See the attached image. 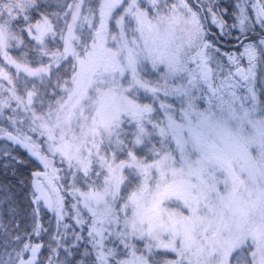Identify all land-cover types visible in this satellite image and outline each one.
Listing matches in <instances>:
<instances>
[{"label":"snow or ice","instance_id":"6c2138e0","mask_svg":"<svg viewBox=\"0 0 264 264\" xmlns=\"http://www.w3.org/2000/svg\"><path fill=\"white\" fill-rule=\"evenodd\" d=\"M46 7L0 0V114L43 138L0 127L43 167L0 264H264V0Z\"/></svg>","mask_w":264,"mask_h":264},{"label":"trees","instance_id":"16d2710c","mask_svg":"<svg viewBox=\"0 0 264 264\" xmlns=\"http://www.w3.org/2000/svg\"><path fill=\"white\" fill-rule=\"evenodd\" d=\"M40 2L42 3L43 1L40 0ZM232 34L236 36L239 33L238 31H232ZM5 148H8L13 156L24 160L23 164L17 165L3 161V158L0 157V219H3L6 223L10 217L9 206L14 207L20 217L28 218L32 208L30 203L31 171L40 168L41 164L21 146L0 138V152ZM3 163H9V167L4 168L2 166ZM20 181H23V183L21 184ZM5 199L9 202L8 204L5 203ZM43 218L47 227L51 219V213L47 212L46 209L44 210Z\"/></svg>","mask_w":264,"mask_h":264},{"label":"rangeland","instance_id":"374dc122","mask_svg":"<svg viewBox=\"0 0 264 264\" xmlns=\"http://www.w3.org/2000/svg\"><path fill=\"white\" fill-rule=\"evenodd\" d=\"M43 1L42 4L46 5V8H43L41 10L44 11H48V12H54V11H58V8L56 7L59 3H62L63 0H41ZM205 3H207V0H204ZM91 4L92 6H95L96 4V0H86V7ZM216 27V26H215ZM217 28V27H216ZM210 31L212 32V34L214 35V26L210 27ZM222 51H229L232 53H239L243 51V48H241L240 46L237 48H229L228 46L221 49ZM13 56H18L19 52L18 51H13L12 52ZM244 62L245 65L247 66V60L246 58H244ZM224 63H227V60L225 58ZM256 73H257V81H256V85H257V92H258V96L260 97V99H264V93L261 92V87L264 86V64H260L258 63L257 68H256ZM151 79H155V76L150 77ZM173 98H169V102H171ZM143 102L148 103L150 102V100L145 99ZM13 106H15L13 104ZM9 116H13L15 119L17 120H23L24 119V114L23 112H21L19 115H16L15 113H13L11 111V109H5L4 112L2 114H0V127H4V128H8L9 130H12L13 127H22L23 130L30 136L33 137L34 140H42L43 138L39 137L38 133H31L28 131V126L27 124H17V125H11L8 121V117ZM42 166V165H41ZM57 167H60L59 163L57 162ZM67 201L69 203L72 202V198L71 196H67L66 197ZM69 223H72V221H68Z\"/></svg>","mask_w":264,"mask_h":264},{"label":"flooded vegetation","instance_id":"af4514ba","mask_svg":"<svg viewBox=\"0 0 264 264\" xmlns=\"http://www.w3.org/2000/svg\"><path fill=\"white\" fill-rule=\"evenodd\" d=\"M192 2L193 3H197V0H192ZM215 2L217 3V4H219V6H220V9H223V8H228L229 10H231V8H232V4H233V0H215ZM217 11H219V9H217ZM225 19H228V22L229 23H232L233 21L231 20V19H229L227 16L225 17ZM232 31H238L237 29H231V32ZM214 35L215 36H217V39H218V41H219V44L223 47V48H225V47H229V48H237V47H239V44H235V40H231V41H229L228 39L229 38H224V39H219V30H218V28H216L215 26H214ZM233 45H235V46H233ZM241 63H242V65L243 66H245L246 67V65H245V62H244V59H242L241 60Z\"/></svg>","mask_w":264,"mask_h":264},{"label":"water","instance_id":"95a60500","mask_svg":"<svg viewBox=\"0 0 264 264\" xmlns=\"http://www.w3.org/2000/svg\"><path fill=\"white\" fill-rule=\"evenodd\" d=\"M235 44H237V43L235 42ZM42 170H43V167L41 166L40 168H37V169L32 170L31 173L33 171H42ZM31 179H32V177L30 178V185H31Z\"/></svg>","mask_w":264,"mask_h":264}]
</instances>
